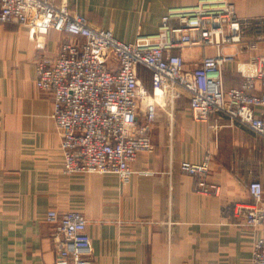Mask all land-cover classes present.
<instances>
[{"label": "crops", "instance_id": "0c3cea01", "mask_svg": "<svg viewBox=\"0 0 264 264\" xmlns=\"http://www.w3.org/2000/svg\"><path fill=\"white\" fill-rule=\"evenodd\" d=\"M53 1H65L72 12L84 10L82 2L89 0ZM115 1L134 10L140 26L128 36H114L133 42L137 32H156L169 8L199 0H142L141 5L102 0L108 5ZM228 1L240 19L264 18V0ZM59 35L44 37L40 57L57 56L63 43L55 52ZM2 45L0 55L7 60L0 68V264H59L60 236L46 220L52 210L79 212L85 218L92 264H250L258 230L242 226L235 208L253 201L248 190L253 180L262 183L264 201V137L239 124L229 126L226 117L216 130L196 122L188 95L177 90L168 104L172 113L158 110L150 131L153 152L140 154L131 164L128 181L114 174L66 175L49 96L35 85V48L21 42L12 47L10 42L5 52ZM176 53L190 70L217 50ZM247 59L241 56L224 66L226 89L242 84ZM255 92L260 93L259 85ZM207 151L218 196L196 193L194 179L179 168L183 161H200Z\"/></svg>", "mask_w": 264, "mask_h": 264}, {"label": "built area", "instance_id": "2783aa9c", "mask_svg": "<svg viewBox=\"0 0 264 264\" xmlns=\"http://www.w3.org/2000/svg\"><path fill=\"white\" fill-rule=\"evenodd\" d=\"M7 23L24 26L32 38L57 32L80 41L62 43L56 57H40L35 68V85L49 96L66 175L114 174L128 181L131 164L140 154L153 152L150 131L158 110L164 108L160 101L173 99L177 90L188 95L196 122L216 130L226 117L229 126L239 124L264 137V112H260L264 111V18L240 19L228 0L171 7L156 32H138L133 42H123L110 30L71 14L65 1L0 0V24ZM207 47L217 53L204 56L190 70L176 53ZM241 56L248 57L243 82L226 89L223 68ZM143 73L148 75L149 89L143 85ZM211 160L207 151L200 161H183L179 166L203 196L220 192L210 179ZM248 190L253 201L237 205L235 215L242 226L258 230L250 264H264L262 183L253 180ZM46 220L55 224L60 236L59 264H92L87 221L79 212L52 210Z\"/></svg>", "mask_w": 264, "mask_h": 264}, {"label": "rangeland", "instance_id": "374dc122", "mask_svg": "<svg viewBox=\"0 0 264 264\" xmlns=\"http://www.w3.org/2000/svg\"><path fill=\"white\" fill-rule=\"evenodd\" d=\"M138 4H143L142 0H135ZM139 1V2H138ZM62 1H60L59 3H61ZM57 3V2H56ZM83 5H81V7L84 10L81 11H70L68 6V11L72 14H76L79 16H83L85 17L91 26L95 27V28H100V29H109L113 32V34L115 32H117L116 36H128L130 35L134 30V29H138L140 24L138 23L139 18H138V11L136 14V23H138L137 25H135L134 22V17H133V13L134 10H126L123 8H120V4L118 5V2H114L113 4H105L104 2H102V0H89V1H83L82 2ZM180 3V2H179ZM139 25V26H138ZM2 27V30H0V45H2L3 50L8 51L7 48H10L9 43L12 42V47L17 45L18 43H22L23 45H25L26 43L34 46L35 48V57L39 58L40 55H42V49H40L38 46L39 43L43 42V39L45 36H39L37 38H32L30 31L25 28L24 26H21L19 24H4V25H0ZM141 34L142 31H140ZM119 33V34H118ZM138 33V32H137ZM136 37V35H135ZM58 42H57V47L55 52L58 50V47L60 45L61 42L64 43L65 40L70 41L72 38L71 36H63L59 35L58 37ZM22 50V49H21ZM45 50V49H44ZM41 51V52H40ZM6 54V53H5ZM34 59L35 63L38 59ZM6 58H3L2 55H0V68L1 67H6L5 66V62H6ZM13 60V59H12ZM142 79H143V85L149 89V84L148 81L146 80L145 77V73H143L142 75ZM166 99V98H165ZM171 98H169L170 100ZM170 102H172V99L170 100ZM169 103H166L165 107L160 109L161 111L165 112L166 114H170L173 111V105H168ZM167 118L169 119V117L167 116Z\"/></svg>", "mask_w": 264, "mask_h": 264}, {"label": "bare ground", "instance_id": "6f19581e", "mask_svg": "<svg viewBox=\"0 0 264 264\" xmlns=\"http://www.w3.org/2000/svg\"><path fill=\"white\" fill-rule=\"evenodd\" d=\"M34 38H36V37H34ZM160 99H162V98H157V100H160ZM169 102H170V100L168 97L166 99L163 98V100L160 101L162 106H166L165 104L169 103Z\"/></svg>", "mask_w": 264, "mask_h": 264}]
</instances>
